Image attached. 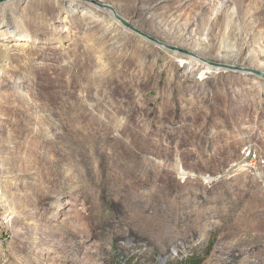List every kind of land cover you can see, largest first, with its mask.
Returning <instances> with one entry per match:
<instances>
[{
  "label": "rangeland",
  "instance_id": "rangeland-1",
  "mask_svg": "<svg viewBox=\"0 0 264 264\" xmlns=\"http://www.w3.org/2000/svg\"><path fill=\"white\" fill-rule=\"evenodd\" d=\"M96 1L197 57L0 0V264H264V0Z\"/></svg>",
  "mask_w": 264,
  "mask_h": 264
},
{
  "label": "water",
  "instance_id": "water-1",
  "mask_svg": "<svg viewBox=\"0 0 264 264\" xmlns=\"http://www.w3.org/2000/svg\"><path fill=\"white\" fill-rule=\"evenodd\" d=\"M86 2L90 3L91 5L95 6V7H101V8H107L109 10H111L115 17L121 21L124 25H126L129 29L141 34V35H144L146 36L149 40L157 43V44H161V45H164L165 47L171 49V50H175L179 53H183V54H186V55H189V56H193V57H197L196 55H194L193 53L187 51V50H184L182 48H178V47H175V46H171V45H168L166 43H163L159 40H157L156 38L154 37H151L143 32H141L140 30H138L137 28H135L133 25H131L130 23H128L123 17H121L117 11L115 10V8L109 6V5H105V4H102V3H99L97 2L96 0H85ZM208 64L210 65H213L215 67H218V68H222V69H231V70H235V71H239V72H246V73H249V74H252L256 77H260L262 79H264V72L263 71H259L257 69H253V68H247V67H239V66H234V65H229V64H226V63H218V62H210V61H207Z\"/></svg>",
  "mask_w": 264,
  "mask_h": 264
},
{
  "label": "bare ground",
  "instance_id": "bare-ground-1",
  "mask_svg": "<svg viewBox=\"0 0 264 264\" xmlns=\"http://www.w3.org/2000/svg\"><path fill=\"white\" fill-rule=\"evenodd\" d=\"M97 21H101V19H98ZM153 21V20H152ZM198 27V26H197ZM21 45H25V43H19L18 44V46H21ZM193 59V58H192ZM206 59V58H205ZM5 65H7V62H6V64ZM216 69H219L218 67H215V66H211V65H207V66H205V67H203L202 69H201V72H200V75H199V78H203L204 76H205V74H208V73H212L214 70H216ZM221 70V69H220ZM26 97V96H25ZM24 97V98H25ZM205 179H206V181H209L210 179H208V178H206L205 177ZM5 200V198H4V196L2 195V192H0V201H4ZM10 219V218H9Z\"/></svg>",
  "mask_w": 264,
  "mask_h": 264
},
{
  "label": "built area",
  "instance_id": "built-area-1",
  "mask_svg": "<svg viewBox=\"0 0 264 264\" xmlns=\"http://www.w3.org/2000/svg\"><path fill=\"white\" fill-rule=\"evenodd\" d=\"M250 154H251V150L248 151V155H250ZM254 163H255V162H254ZM2 220H3V219L1 218V219H0V227H1V228H3V227H4V224H5V219H4V221H2ZM0 231H1V230H0Z\"/></svg>",
  "mask_w": 264,
  "mask_h": 264
}]
</instances>
